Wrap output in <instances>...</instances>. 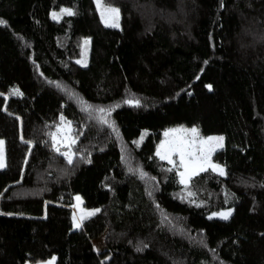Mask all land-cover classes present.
<instances>
[{"label":"trees","instance_id":"1","mask_svg":"<svg viewBox=\"0 0 264 264\" xmlns=\"http://www.w3.org/2000/svg\"><path fill=\"white\" fill-rule=\"evenodd\" d=\"M104 3L121 29L94 0H0V264H264V0ZM61 116L72 164L51 139ZM178 126L224 136L225 176L180 184L156 156ZM76 196L99 209L79 228Z\"/></svg>","mask_w":264,"mask_h":264},{"label":"snow or ice","instance_id":"2","mask_svg":"<svg viewBox=\"0 0 264 264\" xmlns=\"http://www.w3.org/2000/svg\"><path fill=\"white\" fill-rule=\"evenodd\" d=\"M96 4L98 9L100 10L99 14L108 27L118 28L119 27V19H120V9L116 7H112L103 2V0H96ZM63 15L74 16L76 15L75 11L71 8H63L60 12H53L52 19L59 20ZM5 23L3 20H0V24ZM90 44V40H84L83 47L84 51L82 53L81 59L76 61L77 64H81L84 67H87V54H88V46ZM209 89L211 86H208ZM4 93H0V96H3ZM10 95L22 96L23 93L18 89H12ZM82 103H85L82 101ZM126 103H132V101H126ZM139 100L135 101V105L139 106ZM6 110V109H5ZM85 111H88V106H85ZM100 112H104L105 109H99ZM61 125L57 128L56 132L51 133V139L53 142V146L55 151L59 153L61 156L65 157L68 164H72L73 158L76 155L71 149L72 146L76 144V136L73 135V129L71 127V122L66 121L65 117H60ZM104 124H107L108 121L104 120ZM115 130V129H113ZM62 133V135H61ZM164 141L158 146L156 151V156H158L161 160H166L169 164L173 165V168H177L180 183L188 188L192 179L199 175L201 172H207L209 170L213 172H217L220 176L226 175V172L223 167L218 164H215L211 160L212 154L217 150L218 147H223L224 137H207L201 138L199 130L195 127L190 129L185 128H176L170 129L164 133ZM23 139V137H21ZM25 143H29L25 141ZM5 141L0 140V168L6 167V155H5ZM61 147L68 149L67 151H61ZM178 157V165L177 160H174L173 157ZM179 169H182L179 170ZM170 168L168 171H172ZM141 175H146L141 173ZM188 196H193L194 193L189 191ZM151 195V193H149ZM77 201L76 207H79L81 203V197H75ZM99 209H95L92 211H85L84 209H80V215H73V220L75 221V226L77 228L82 226V221L86 217H90L95 215ZM231 216V210L212 213L209 216V219L213 217H219L220 219L227 220ZM139 250V249H138Z\"/></svg>","mask_w":264,"mask_h":264},{"label":"rangeland","instance_id":"3","mask_svg":"<svg viewBox=\"0 0 264 264\" xmlns=\"http://www.w3.org/2000/svg\"><path fill=\"white\" fill-rule=\"evenodd\" d=\"M95 1V4H96V0H94ZM103 2H104V0H103ZM96 6H97V4H96ZM97 9H98V7H97ZM56 12H60V11H56ZM98 12H100V10L98 9ZM100 15V14H99ZM64 16H66V15H63L59 20H54V21H61L62 20V18L64 17ZM51 17H52V14H51ZM101 17V16H100ZM101 20H102V18H101ZM102 23L105 25V23L103 22V20H102ZM106 26V25H105ZM106 27H108V26H106ZM108 28H113V27H108ZM122 28V24H121V14H120V19H119V27L118 28H113V29H121ZM90 40V44H89V46H88V54H87V67H88V65H89V60H90V53H91V39L90 38H85L84 40ZM83 51H84V47L82 46V53H83ZM81 57H82V55H81ZM81 59V58H80ZM81 65V64H80ZM82 66V65H81ZM82 67H84V66H82ZM176 128H185V129H190V128H193V127H186V126H178V127H174V128H170V129H176ZM195 128H197L198 130H199V133H200V137L201 138H207V137H219V136H221V135H217V136H204L202 133H201V130L198 128V127H195ZM170 129H167V130H165L164 131V133L166 132V131H168V130H170ZM61 135H62V133H61ZM222 137H224V136H222ZM164 139H165V137H164V134H163V140L161 141V142H163L164 141ZM161 144V143H160ZM159 144V145H160ZM73 147H74V145L72 146V151H73ZM225 147V138H224V140H223V147H218L217 148V150L212 154V156H211V160H212V158H213V156H214V154L216 153V152H218V151H220V150H222L223 148ZM4 148H5V145H4ZM68 149H66V148H64V147H61V151L63 152V151H67ZM5 155H6V151H5ZM74 159V158H73ZM173 159L174 160H177V165H178V157H173ZM164 161H166V160H164ZM167 162V161H166ZM212 162H213V160H212ZM168 163V162H167ZM214 163V162H213ZM215 164H217V163H215ZM171 165V164H170ZM218 165H220V164H218ZM221 167H223L224 168V166H222V165H220ZM171 167L173 168V165H171ZM5 168V167H4ZM4 168H0V170H3ZM175 169H177V168H175ZM179 170H181L182 171V169H179ZM224 170H225V168H224ZM225 172H226V170H225ZM201 173H203V172H201ZM200 173V174H201ZM215 173H217V172H215ZM218 174V173H217ZM178 175H179V173H178ZM225 176V175H224ZM196 177V176H195ZM179 181H180V176H179ZM191 183V182H190ZM181 184V183H180ZM183 187H185L183 184H181ZM79 197H81V196H79ZM76 205H77V201H76V199H74V204H73V206H74V209H75V212H76V215L77 216H79L80 215V209L82 208V209H84L85 211H92V210H95V209H87L85 206H84V202H83V199L81 198V203H80V205H79V207H76ZM226 211H229V210H226ZM99 212V211H98ZM97 212V213H98ZM222 212H224V211H222ZM96 213V214H97ZM95 214V215H96ZM95 215H93V216H95ZM231 215H232V210H231ZM93 216H90V217H86L85 219H88V218H91V217H93ZM231 217V216H230ZM213 218H217V219H220L219 217H213ZM223 220V219H222ZM95 244V247H96V249L98 250V251H100V247H101V249H103L104 248V245H103V240L102 239H100V240H98V241H96V243H94ZM57 263V257H52V258H50V259H47V260H40V261H28L26 264H56Z\"/></svg>","mask_w":264,"mask_h":264}]
</instances>
